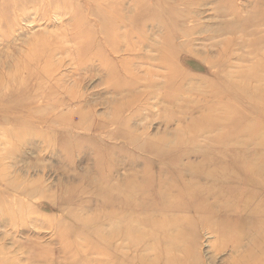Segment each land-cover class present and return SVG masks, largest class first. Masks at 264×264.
I'll list each match as a JSON object with an SVG mask.
<instances>
[{
  "label": "rangeland",
  "instance_id": "374dc122",
  "mask_svg": "<svg viewBox=\"0 0 264 264\" xmlns=\"http://www.w3.org/2000/svg\"><path fill=\"white\" fill-rule=\"evenodd\" d=\"M263 11L0 0V264H264ZM150 181L113 262L129 197L111 189ZM163 183L190 192L181 210L159 206Z\"/></svg>",
  "mask_w": 264,
  "mask_h": 264
},
{
  "label": "bare ground",
  "instance_id": "6f19581e",
  "mask_svg": "<svg viewBox=\"0 0 264 264\" xmlns=\"http://www.w3.org/2000/svg\"><path fill=\"white\" fill-rule=\"evenodd\" d=\"M261 1V4L264 6V0H260ZM261 18L263 19L264 21V11L261 13ZM169 62H170V59L167 58L165 55L162 56V58L160 59V63L163 64L165 66V64H167L166 67L169 66ZM170 67V66H169ZM255 77V76H254ZM249 79V78H248ZM247 79V80H248ZM251 79V78H250ZM257 85V84H256ZM249 86V84H248ZM259 91V90H258ZM261 91V90H260ZM264 92V90L262 91ZM263 94V93H262ZM260 97V96H259ZM258 98V97H257ZM255 100V99H254ZM263 100V99H262ZM257 101V100H256ZM259 103V102H258ZM223 120H226V119H223ZM220 121V119H219ZM232 130L231 128L229 129V131ZM245 136V135H244ZM228 136H224L222 137V140H221V143L223 144H226L225 143V139H227ZM260 147V146H259ZM261 150V149H260ZM260 154H261V151H260ZM224 158V157H223ZM245 159V158H244ZM224 162H227V161H224ZM204 165H208L207 163H203ZM221 164V163H220ZM233 165V163H232ZM246 165V164H245ZM248 165V163H247ZM229 166V165H228ZM225 169L229 170V168L225 167ZM224 168H221V170L218 171L219 174H222V175H225L227 174L226 173V170ZM234 170V169H233ZM236 173V172H235ZM247 170H243V168H241L239 170V173H238V176L236 175L235 176V180L234 181H238L237 178L239 177V185H244L245 184V181L246 183H248V180H250L248 177V174H247ZM217 174V172H216ZM179 177H178V180L180 181V174H178ZM213 176H215L214 174H212ZM220 176V175H219ZM228 176V175H227ZM223 177V176H222ZM215 179V178H214ZM216 180V179H215ZM230 181V180H229ZM131 183V182H130ZM151 184L152 182H147V183H143L142 184H135V185H129L128 184V189H126V191H122L121 190V186H117L113 189H111V191L115 194H120L121 196H125L127 195L126 197L129 199L126 200V202H124V210H122V207L119 209H116L113 211L112 213V217H116L117 218V221L116 223L117 224H123L124 225V228L120 231V229L116 230V232H113V235H112V238L114 240V244L112 245V253L110 254V259L111 261L115 262H119L120 261H123V260H126L127 258L125 256L122 255V253L120 252V248H127L128 247V243H129V239L131 238L130 236V231H129V222H130V214L128 213V210L131 209V208H137V205L135 203H133L131 201L132 197L135 199V195L139 194V193H143V192H147V191H153L152 187H151ZM259 186L261 187L259 190H264V184H259ZM149 191V192H150ZM241 191V190H240ZM190 192L189 191H186V190H178L177 188H175L173 185L171 184H166V183H163V185H161L159 187V190H157V196L159 197V200H160V204L159 206H161L164 210H181V208L183 207L182 204H180V198L182 197L183 199H185L186 197L190 196L189 194ZM177 198V200H176ZM249 200H251L250 198H248ZM190 201V200H189ZM246 201H243L244 202V205L246 204ZM143 202H147L145 200H143ZM123 203L121 202L120 206L122 205ZM154 205V204H153ZM243 205V204H242ZM144 206V204H143ZM157 206V205H156ZM158 206V207H159ZM185 206V205H184ZM140 209H142V204H139L138 206ZM145 207V206H144ZM146 207H148V205H146ZM241 207V206H240ZM153 208V207H152ZM187 208V207H186ZM144 209V208H143ZM258 209V213L262 214V212L264 211V209L261 211L260 208H257ZM122 210V211H121ZM152 210V209H151ZM154 210V208H153ZM197 210V209H196ZM156 211V210H155ZM120 212V213H118ZM149 215V213H148ZM145 216L144 218V225L146 227H151V229H153V226L154 225H157L153 220H152V217H148ZM152 216V215H151ZM186 218V217H185ZM188 218V217H187ZM151 221V222H150ZM188 222V221H187ZM186 222V223H187ZM153 223V224H152ZM181 224V223H180ZM157 228L160 229V231H165V225H159L156 226ZM155 228V226H154ZM167 228V227H166ZM150 229V230H151ZM156 229V228H155ZM182 229V228H181ZM180 229V230H181ZM158 230V229H157ZM182 231V230H181ZM184 231V230H183ZM154 232V231H153ZM159 232V231H158ZM157 233V231H156ZM187 233V232H186ZM155 234V233H154ZM155 236V235H154ZM180 237V236H179ZM143 238V237H142ZM146 239L150 238V235L147 234L146 237H144ZM156 238V237H155ZM168 239V238H167ZM131 240V239H130ZM112 241V239H111ZM116 241H119L116 243ZM138 241V240H137ZM142 242V241H141ZM111 243V242H110ZM131 243V242H130ZM129 243V244H130ZM165 243V242H164ZM169 243V242H168ZM133 244V243H132ZM131 244V245H132ZM167 244V243H166ZM123 263V262H122Z\"/></svg>",
  "mask_w": 264,
  "mask_h": 264
}]
</instances>
